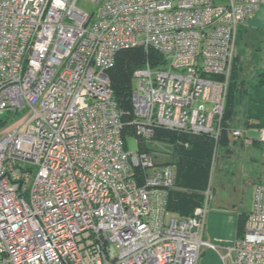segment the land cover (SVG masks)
Here are the masks:
<instances>
[{
    "label": "built area",
    "instance_id": "1",
    "mask_svg": "<svg viewBox=\"0 0 264 264\" xmlns=\"http://www.w3.org/2000/svg\"><path fill=\"white\" fill-rule=\"evenodd\" d=\"M77 1L0 0V264H198L211 186L190 214L166 209L173 167L126 149L107 70L155 50L133 72L135 136L218 141L236 34L264 0ZM226 252L264 264V183Z\"/></svg>",
    "mask_w": 264,
    "mask_h": 264
},
{
    "label": "trees",
    "instance_id": "2",
    "mask_svg": "<svg viewBox=\"0 0 264 264\" xmlns=\"http://www.w3.org/2000/svg\"><path fill=\"white\" fill-rule=\"evenodd\" d=\"M151 63L161 57L155 50L150 49L146 53L142 47H133L121 50L117 53L114 65L107 70L110 77L113 98L121 111V118L124 121L122 138L126 147L127 136H134L137 139L138 149L148 151L142 143L144 140L135 136L133 128L128 123L132 117L131 93L133 90V72L143 65L145 58ZM161 61V60H160ZM235 60L229 77L228 92L222 116V131L219 143L227 145L229 141V130L232 119L236 115V109L243 104L245 111L243 126L245 128L264 126V71L258 72L247 86L239 85L238 71ZM154 138L176 139L187 141L188 147L181 144L176 160V176L174 186L169 188L166 198V209L178 215H188L193 208L201 204L203 191L209 181L210 159L213 148V138L205 134L178 133L163 128L155 130ZM168 164V162L164 163ZM200 166L204 167L203 176H197ZM245 216L240 217L238 231L241 232Z\"/></svg>",
    "mask_w": 264,
    "mask_h": 264
},
{
    "label": "crops",
    "instance_id": "3",
    "mask_svg": "<svg viewBox=\"0 0 264 264\" xmlns=\"http://www.w3.org/2000/svg\"><path fill=\"white\" fill-rule=\"evenodd\" d=\"M235 62L238 71V83L247 86L250 80L260 71H264V6L259 7L254 14L239 25L235 40ZM233 125V124H232ZM243 125V119L242 123ZM233 127H240L235 126ZM259 131L258 138L244 143L241 138L237 142L233 137L232 144L245 146L240 155V174L247 183L253 185V191L258 183H264V140H260V128L250 127ZM247 135V128L243 129ZM238 139V138H237ZM229 150V152H231ZM217 156V155H216ZM215 159L213 160L214 163ZM215 194H213L214 198ZM212 197V195H211ZM244 210L237 205L231 196L211 200L206 219L205 237L215 248L203 247L198 264H233L227 255L226 248L233 243L238 231L240 217H243L252 207V201ZM172 213V212H171ZM178 215V214H177Z\"/></svg>",
    "mask_w": 264,
    "mask_h": 264
},
{
    "label": "rangeland",
    "instance_id": "4",
    "mask_svg": "<svg viewBox=\"0 0 264 264\" xmlns=\"http://www.w3.org/2000/svg\"><path fill=\"white\" fill-rule=\"evenodd\" d=\"M76 3L79 7L84 8L86 10L95 7V3L91 2L90 0H78ZM235 51H236V47H235ZM235 56L236 55L234 54V60H235ZM132 83H133V88L137 87L138 78L133 77ZM228 86H229V81L225 93L226 95L228 92ZM243 107H244L243 104L238 106V108L236 109V115L232 119V124L235 126H240L239 129L242 130L245 128L243 125H241L242 119L244 120V114H245ZM233 125H231V129L229 130V138L233 135V134L231 135L232 130L238 129V127L237 128L233 127ZM262 128H264V126L261 127L260 130ZM167 130L183 133L182 131L179 130H173V129H167ZM243 132L245 133L244 130ZM205 135H209V134H205ZM258 135H259V131L257 129L247 128V139H251L249 137L258 138ZM209 136L212 137L211 135ZM235 138L237 142L240 140L239 138H241V140L245 143L244 141L245 139L242 136ZM232 140L233 137L230 139L229 146L221 145L219 143L220 136L218 141L213 140V148L210 159L211 163H210L209 175H208V181H209L208 184L211 186L212 197L208 199V207H209V203H211V200H215L221 197L223 198L224 196H231L233 199H235V203L237 205L241 204L242 209L246 210L247 206L250 205L249 203L253 201V194H254L253 185L251 183H247V181L244 180V177L241 176L240 174L241 166L239 164L242 159V156L240 154L243 153V151L245 150V146H240L238 145V143L236 145H233ZM250 142H252V140ZM142 144L147 148L149 147L148 151L138 149V143L136 137L127 136L126 138V149L129 152H137V151L148 152L149 154H151L155 163H157L158 165H162L168 162V164H170L173 167L174 175L176 176V172H177L176 160L178 158L176 154L178 153L181 144H183L184 147H188L189 143L187 141H182V143H180V140L178 139H176L175 141H170L168 139L154 138V139L144 140V143ZM231 149L232 151L229 152V150ZM214 159L215 161L213 163ZM204 170H205L204 167L200 166L199 171L197 173V176L200 179L203 176ZM213 194H215L214 198H213ZM173 215L176 216L177 214L173 213ZM246 217L244 220V224L246 221ZM239 234L240 232L237 231L236 237ZM110 249L112 252L117 251L115 244H110Z\"/></svg>",
    "mask_w": 264,
    "mask_h": 264
}]
</instances>
